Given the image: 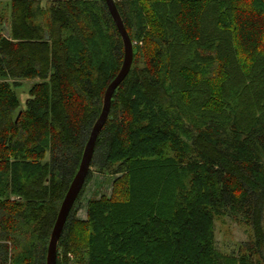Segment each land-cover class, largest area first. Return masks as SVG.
I'll return each mask as SVG.
<instances>
[{"label": "trees", "instance_id": "16d2710c", "mask_svg": "<svg viewBox=\"0 0 264 264\" xmlns=\"http://www.w3.org/2000/svg\"><path fill=\"white\" fill-rule=\"evenodd\" d=\"M40 2L11 0L0 34V264H46L124 58L105 0ZM114 4L132 60L90 165L118 176L79 219L88 170L56 264H264V0ZM227 215L251 229L237 254L216 248Z\"/></svg>", "mask_w": 264, "mask_h": 264}, {"label": "rangeland", "instance_id": "374dc122", "mask_svg": "<svg viewBox=\"0 0 264 264\" xmlns=\"http://www.w3.org/2000/svg\"><path fill=\"white\" fill-rule=\"evenodd\" d=\"M11 0H0V34L7 32L9 25L8 18L10 13ZM40 4H46V0H41ZM34 79H24L22 85L17 89L21 102L27 97L29 86L34 82ZM90 180L84 188V193L79 198L76 217L79 219L86 218L87 202L93 199H98L102 195L109 196L112 191V182L118 175H110L99 172L95 166L90 165ZM214 233L216 248L224 254L239 252V247L247 246L251 241V229L240 220L227 216L215 217ZM59 250V247H58ZM77 253L71 255L73 263L77 260Z\"/></svg>", "mask_w": 264, "mask_h": 264}, {"label": "water", "instance_id": "95a60500", "mask_svg": "<svg viewBox=\"0 0 264 264\" xmlns=\"http://www.w3.org/2000/svg\"><path fill=\"white\" fill-rule=\"evenodd\" d=\"M105 1L107 3L111 16L117 26V29L122 37L123 45H124V58L118 74L110 82V84L107 86L105 90L101 112L91 129L90 135L83 150V154L78 170L75 173L59 207L58 214L54 222L49 238V243L47 246L46 264H56L57 243L60 238L69 211L85 181V177L90 167V161L92 158L97 136L108 116L112 93L114 92L117 85L124 78V76L127 74L129 67L131 65L132 43L129 38V35L114 4V0H105Z\"/></svg>", "mask_w": 264, "mask_h": 264}, {"label": "bare ground", "instance_id": "6f19581e", "mask_svg": "<svg viewBox=\"0 0 264 264\" xmlns=\"http://www.w3.org/2000/svg\"><path fill=\"white\" fill-rule=\"evenodd\" d=\"M125 220V219H124Z\"/></svg>", "mask_w": 264, "mask_h": 264}]
</instances>
